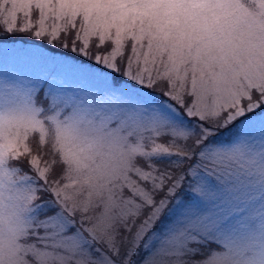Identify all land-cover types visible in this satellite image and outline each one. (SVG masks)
<instances>
[{
	"label": "snow or ice",
	"instance_id": "1",
	"mask_svg": "<svg viewBox=\"0 0 264 264\" xmlns=\"http://www.w3.org/2000/svg\"><path fill=\"white\" fill-rule=\"evenodd\" d=\"M0 264H264V0H0Z\"/></svg>",
	"mask_w": 264,
	"mask_h": 264
}]
</instances>
